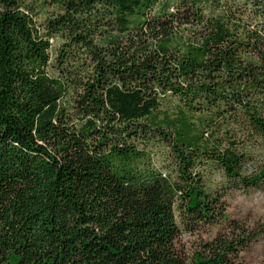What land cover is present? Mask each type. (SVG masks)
I'll list each match as a JSON object with an SVG mask.
<instances>
[{
  "label": "trees",
  "instance_id": "16d2710c",
  "mask_svg": "<svg viewBox=\"0 0 264 264\" xmlns=\"http://www.w3.org/2000/svg\"><path fill=\"white\" fill-rule=\"evenodd\" d=\"M153 134L172 135L174 181L139 148ZM256 141L264 0H0V264H186L175 204L195 225L225 210L193 168L255 187L264 166L240 177L238 145ZM258 235L232 223L193 264H234Z\"/></svg>",
  "mask_w": 264,
  "mask_h": 264
},
{
  "label": "rangeland",
  "instance_id": "374dc122",
  "mask_svg": "<svg viewBox=\"0 0 264 264\" xmlns=\"http://www.w3.org/2000/svg\"><path fill=\"white\" fill-rule=\"evenodd\" d=\"M174 8L175 6L172 5L170 11L173 12ZM176 104V100L173 98H165L158 111L153 114V123L158 124L161 128L167 127L165 121H174ZM207 115L195 113L187 116L189 122L194 125V129L190 131L191 136L206 138L209 131L203 125V119L207 118ZM224 135L223 132L219 136ZM171 137L162 139L153 134L152 139L141 144L139 148H142L148 155L153 170L164 173L174 181L177 177V170L171 153ZM208 143L209 147L212 146L214 139L211 138ZM240 144L241 146L238 145V148L241 150L245 148V151L249 152V157L239 165L238 173L240 177H248L264 166V147L257 141ZM223 146H226L225 142H223ZM193 171L199 173L202 185L207 192H215L217 196H220V202L224 205L225 210L223 218L216 223L195 225L192 221L179 218L178 204H175L174 212L179 228L175 246L185 263L193 264L195 256L201 254L203 244L211 242L219 233L226 234L230 224L236 223L249 229L254 228L260 235L245 249L237 252V257L232 262L234 264H262L264 257V180L255 187H245L238 180L228 179L212 159L205 157L198 161Z\"/></svg>",
  "mask_w": 264,
  "mask_h": 264
}]
</instances>
